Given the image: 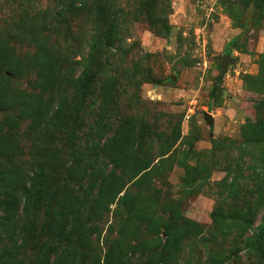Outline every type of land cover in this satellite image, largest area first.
I'll list each match as a JSON object with an SVG mask.
<instances>
[{
    "label": "rangeland",
    "instance_id": "1",
    "mask_svg": "<svg viewBox=\"0 0 264 264\" xmlns=\"http://www.w3.org/2000/svg\"><path fill=\"white\" fill-rule=\"evenodd\" d=\"M257 232L264 0H0V264H264Z\"/></svg>",
    "mask_w": 264,
    "mask_h": 264
},
{
    "label": "trees",
    "instance_id": "2",
    "mask_svg": "<svg viewBox=\"0 0 264 264\" xmlns=\"http://www.w3.org/2000/svg\"><path fill=\"white\" fill-rule=\"evenodd\" d=\"M153 4V3H152ZM97 12H98V14H100L101 15V13L103 14V8H102V5H101V3H99V4H97V10H96ZM104 20V24H105V28H106V32H105V45L107 46V47H109L111 44H112V37H113V35L115 34V27H114V25H113V23H111V20H109L108 18H104L103 19ZM93 79H94V74H92L91 75V72L90 71H88V70H83L81 73H80V75H79V77H78V82L80 83V84H84L85 85V83L88 81V83L86 84V87H85V91H83V90H80V92H81V94L83 93L84 94V100H85V98L90 94V92H91V88H90V86H91V84H92V81H93ZM91 81V82H90ZM76 171H79V168H76L75 169ZM41 172H38L37 173V176L40 174ZM76 176L77 175H70V178L71 179H75L76 178ZM113 185H114V183H113ZM111 191H112V189H111ZM29 201H30V199H27L26 198V202H25V204H29ZM113 201V199H110L109 201H107V203L109 204L110 202H112ZM85 206V200H83V201H80L79 202V205H78V209L79 208H82V207H84ZM92 211V213H91V216L93 215L94 216V214H96V213H100V212H97V211H95L94 209L93 210H91ZM82 213H83V211H82ZM81 213V214H82ZM92 220H93V218H92ZM96 228V225H95V227L94 228H91V229H95ZM63 232H64V230H63ZM167 232V231H166ZM261 232H257L256 234H254V236H252L251 238H248L247 239V241H246V243H245V246H246V248L247 249H252V250H255V251H259V252H263L264 253V243H263V241H262V237H261V234H260ZM64 235H67V233L66 232H64ZM63 239H65V238H63ZM69 240H70V238H68ZM68 241V240H67ZM67 241H65V244L67 243L68 244V242ZM70 242H71V244L73 243V240L71 241L70 240ZM119 251V253L121 252V253H123L121 250H118ZM125 255V254H124Z\"/></svg>",
    "mask_w": 264,
    "mask_h": 264
},
{
    "label": "water",
    "instance_id": "3",
    "mask_svg": "<svg viewBox=\"0 0 264 264\" xmlns=\"http://www.w3.org/2000/svg\"><path fill=\"white\" fill-rule=\"evenodd\" d=\"M230 63H231L230 55H228V54L224 55L222 58V62H221L220 77H222L225 74V72L228 69V65ZM174 78H172V79H174ZM204 118H205L206 122L208 123V125L211 127L213 124V119L211 117V114L209 112H205Z\"/></svg>",
    "mask_w": 264,
    "mask_h": 264
}]
</instances>
